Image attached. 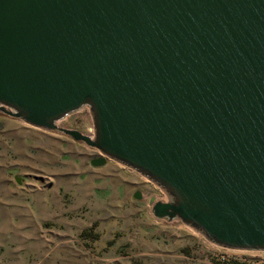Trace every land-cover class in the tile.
<instances>
[{
    "label": "water",
    "instance_id": "water-1",
    "mask_svg": "<svg viewBox=\"0 0 264 264\" xmlns=\"http://www.w3.org/2000/svg\"><path fill=\"white\" fill-rule=\"evenodd\" d=\"M83 107L92 136L57 125ZM0 112L145 177L155 218L264 251V0H0Z\"/></svg>",
    "mask_w": 264,
    "mask_h": 264
},
{
    "label": "rangeland",
    "instance_id": "rangeland-1",
    "mask_svg": "<svg viewBox=\"0 0 264 264\" xmlns=\"http://www.w3.org/2000/svg\"><path fill=\"white\" fill-rule=\"evenodd\" d=\"M88 136L87 107L58 121ZM58 131L0 112V264H250L179 220L157 219L158 187Z\"/></svg>",
    "mask_w": 264,
    "mask_h": 264
},
{
    "label": "built area",
    "instance_id": "built-area-1",
    "mask_svg": "<svg viewBox=\"0 0 264 264\" xmlns=\"http://www.w3.org/2000/svg\"><path fill=\"white\" fill-rule=\"evenodd\" d=\"M228 251H230L231 253L228 254L229 257L227 258V260L231 258H236L238 256L251 254L252 259L250 264H264V251H260V252H244V251H232V250H228Z\"/></svg>",
    "mask_w": 264,
    "mask_h": 264
},
{
    "label": "trees",
    "instance_id": "trees-1",
    "mask_svg": "<svg viewBox=\"0 0 264 264\" xmlns=\"http://www.w3.org/2000/svg\"><path fill=\"white\" fill-rule=\"evenodd\" d=\"M104 159L103 158H99V159H97V160H93L92 161V164L94 165V166H100V165H102L104 162Z\"/></svg>",
    "mask_w": 264,
    "mask_h": 264
}]
</instances>
